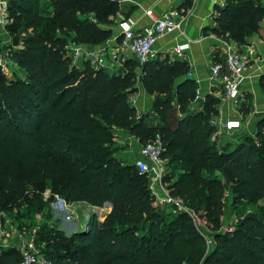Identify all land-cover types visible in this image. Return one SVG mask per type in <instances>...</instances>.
Masks as SVG:
<instances>
[{"label":"trees","instance_id":"obj_1","mask_svg":"<svg viewBox=\"0 0 264 264\" xmlns=\"http://www.w3.org/2000/svg\"><path fill=\"white\" fill-rule=\"evenodd\" d=\"M6 1V30L21 45L7 46L8 53L27 76L9 81L0 70V216L23 202L28 212L50 207L54 195L96 208L110 203L105 218H92L82 231L66 235L52 221L24 232L53 264H264V211L216 231L224 191L218 171L235 198L264 197V117L258 122L260 146L250 140L245 153L237 154L242 146L223 147L212 139L217 129L210 119L219 115L220 100L207 94L198 102L187 61L165 56L140 65L130 56L113 73L90 62L70 67L68 43L97 47L113 36L110 24L119 14L126 19L118 0H46L48 14L41 12V0ZM222 1L214 6L212 33L240 42L259 29L264 7L253 0ZM192 5L185 0L177 11L183 15ZM214 55L212 63L223 60L221 52ZM140 89L165 97L156 100L165 105L161 123L149 124L129 101ZM245 100L244 94L242 114ZM115 130L143 145L160 138L167 167L179 172L173 181L163 176L164 182L188 211L165 215L158 209L147 175L115 157ZM59 175L63 182L51 185L55 192L46 196L38 188L25 195L28 186ZM193 215L214 231L213 246ZM21 259L15 246L0 248V264Z\"/></svg>","mask_w":264,"mask_h":264},{"label":"crops","instance_id":"obj_2","mask_svg":"<svg viewBox=\"0 0 264 264\" xmlns=\"http://www.w3.org/2000/svg\"><path fill=\"white\" fill-rule=\"evenodd\" d=\"M184 1L185 0H132L131 3L121 7V12L127 14L125 20H132L135 29L140 31L151 22L150 17L146 15V10L152 9L154 14L160 15L170 10H177V7ZM253 1L264 7V0ZM4 2H6L7 6L6 0H0V52L8 51L7 46H9V41L12 39L6 30L8 19L7 7L4 11ZM221 2L222 0H193L192 7L181 15L182 22L180 29L165 34L155 42L153 45V59L169 56L171 59L187 61L190 65L192 76L196 79L198 93L202 97L211 94L219 98V116L222 120H225L227 118L238 117L242 112L240 111V105L236 106L230 101H224L222 99L221 85L217 80H213L209 77V67L213 62L212 58L215 56L214 54L218 51L220 52L224 41H228L211 32V29L216 27L214 21V6ZM123 20L124 17L121 14L115 18L116 26L113 30V36L103 44L107 47V50H109L108 55L110 54L112 56L113 54L118 56L121 54H129L115 39L120 35V27ZM229 42L234 41L232 40ZM182 43L187 44L188 47L180 55H176L173 52V48L175 45ZM234 43L237 46L238 52L246 61V68L241 79L240 87L246 96L243 105H245L244 108L247 109V113L243 112L242 115L246 116V120L249 124H252L253 118H256L259 114L258 112H261L264 116V92L262 89V83L264 82V18L260 22L259 29L256 32L243 36L240 42ZM97 48H100V46H82L83 50ZM81 57L83 56L77 57L73 61V65L80 67L77 65V61L79 62L78 59ZM83 60L86 61L85 57ZM218 60L221 61L219 58ZM84 61L82 64H84ZM113 62V65H118V62ZM193 106L197 107V103H194ZM128 142L131 145L128 146L125 151L116 152L115 157L123 163L131 164L137 155L138 148L133 140L130 139ZM79 203L80 202L72 203V206ZM104 205L107 206L108 209L106 212L107 215L111 210V204L108 203ZM106 215H104L103 219ZM59 228L63 231L64 228L72 230L71 233L79 231L77 229L78 225L76 224L66 227L60 225ZM14 237L15 236H12L10 238L13 242L15 241Z\"/></svg>","mask_w":264,"mask_h":264},{"label":"rangeland","instance_id":"obj_3","mask_svg":"<svg viewBox=\"0 0 264 264\" xmlns=\"http://www.w3.org/2000/svg\"><path fill=\"white\" fill-rule=\"evenodd\" d=\"M40 10L43 14H48L51 12V7L49 6V3L46 0H41ZM113 27V30L115 29L116 23L113 21V23L110 24ZM28 37L29 33L26 35L24 34L22 37ZM112 38V37H111ZM110 38V39H111ZM109 39V40H110ZM107 42V41H106ZM9 45H12V39L9 41ZM105 43V42H104ZM103 43V44H104ZM99 45L100 48L104 50L106 53L105 60L106 64L109 65V67H104L107 69L110 73L118 72L122 67V62L125 58L129 57V54H121V55H113L112 56L108 52L107 47L105 45ZM21 45L13 46V50H16L15 48H19ZM84 57L79 58V62L77 61V65L80 66L78 68H82L86 62H90L91 66L96 67V64L86 60H83ZM13 60V59H12ZM84 61V64H82ZM113 61L118 62V65H113ZM73 60H71L70 67L73 65ZM97 68V67H96ZM4 75L6 76L7 80H17L20 78H26L27 71L25 67L21 66L18 62L13 60V63L9 69H6L4 72ZM163 95H147L144 93L141 89L137 92L129 95V101L131 104L136 108L137 113L141 116H144L147 122L151 125H156L161 123L162 116L160 115V111L164 108L165 105L161 104V100H163ZM161 98V100L157 101V98ZM168 105H166L167 107ZM180 114V113H179ZM263 114L257 115L256 118L254 117L252 124H249L246 120V116L238 115V118L242 120V129L241 130H234L229 132L224 131H218L217 133L212 134V139L216 141L217 144L220 146H226L227 144H230L231 148L240 147L239 149H236L237 154L243 152L245 153L247 144L250 143V140H255L257 146H260V140H259V132L260 128L258 127V122L263 118ZM133 140V142L137 145L138 150L143 145L140 143L135 137L130 135L126 131H114V135L112 137V143L114 144L116 149H120V151H125L128 146L131 144L128 142V140ZM246 147V148H245ZM239 150V151H238ZM167 172L165 173L164 177L166 178L168 176L171 177V180H175L179 174V172L174 169L172 166L167 167ZM217 177L221 180V182L224 185V191H223V211L220 216L219 225L216 231L223 232V231H229L232 227H234L241 219V216L245 215H258L261 214L264 211V197H258V198H252L248 200H241L238 198H235L232 187L230 183L226 182L223 178L222 172L218 171L216 173ZM164 177L162 178V194H168L169 197L172 199L171 202L164 203L162 205H157L154 201L155 205L158 207L160 211H162L165 215L168 214H177L178 212H181L186 207L177 199H175L173 196L170 195V191L167 188L168 183L164 182ZM62 184L63 177L61 175L57 176L54 180L52 179H46L43 183L36 185V187L28 186L25 191V195L31 194V192L38 191V188L43 189L45 192H55L52 189V184ZM42 191V192H43ZM76 209V214L73 216V220L70 222H64L63 220V214L62 213H55L51 210L48 205H43L40 208H37L35 211L28 212L26 210V205L24 202L19 206V208L15 209L11 214H5L2 213L0 216V220L2 223V228L5 231L4 239L9 242V245L16 246V234L23 235L24 232H28L31 228H38L42 224L45 223H51L52 221H56L58 225L62 227L66 226H72V225H78V230L82 231V229L86 228V224H88L89 220H92V218L96 222H100L104 215H106V212L108 211L107 206H103L98 208L91 207L85 203H79L74 206ZM188 211V210H187ZM55 213V214H54ZM194 223L197 229L205 236L206 240L209 243V246H213V239L212 234L213 230L210 229L206 225L205 222H203L200 218L193 215ZM74 230V229H73ZM72 230H68L67 228H64V233L66 235H70ZM12 236H15L14 242L10 239ZM28 236L27 234L23 235V237ZM26 238V237H25ZM34 247L38 248V246L34 243L33 239L32 242ZM82 260V259H81ZM78 264H83L78 263Z\"/></svg>","mask_w":264,"mask_h":264},{"label":"built area","instance_id":"obj_4","mask_svg":"<svg viewBox=\"0 0 264 264\" xmlns=\"http://www.w3.org/2000/svg\"><path fill=\"white\" fill-rule=\"evenodd\" d=\"M121 6L127 5L132 0H118ZM4 11L6 9V2H4ZM223 5V1L220 3ZM146 15L150 17L151 22L142 30L135 29L132 20H123L121 23L120 35H122L119 43L131 57H134L137 62L142 65L154 56L153 45L155 42L165 34L172 33L179 30L181 27V15L177 10H170L166 13L156 15L152 9L146 10ZM116 39V38H115ZM187 44H177L173 48L176 55H180L186 48ZM223 54V60L212 63L209 67V77L217 80L222 88V99L230 101L234 105H240L244 93L240 87L241 79L246 68V61L238 52L237 46L234 42L224 41L223 47L220 49ZM65 55L75 60L79 56L85 57L96 64L97 68L109 67L106 64V53L102 48L83 50L82 46L68 43L65 49ZM13 63L8 51L0 52V70L4 72L9 69ZM187 76L193 77L191 71ZM201 96L198 91L196 97ZM202 97V96H201ZM203 98V97H202ZM210 125L218 131H234L242 129V120L238 117L227 118L222 120L219 115L213 116L210 119ZM114 135V134H113ZM162 143L157 136L153 141L148 142L140 147L132 165L135 166L139 174L147 175L148 186L154 196L157 205H162L171 202L172 199L168 194H162V177L167 172V163L162 158ZM49 193L45 192L47 196ZM50 208L55 213H62L63 220L70 222L76 214V209L72 204L67 203L62 197L54 195L53 201L50 203ZM186 209V208H185ZM187 211V210H183ZM54 213V214H55ZM86 224V228L89 226ZM84 230V229H83ZM24 233L23 235H25ZM5 231L2 228L0 220V248L10 246L9 242L4 239ZM18 233L15 235V246L20 252L22 259L19 264H53L50 260L44 257L41 251L34 247L32 242V234L23 237Z\"/></svg>","mask_w":264,"mask_h":264},{"label":"water","instance_id":"obj_5","mask_svg":"<svg viewBox=\"0 0 264 264\" xmlns=\"http://www.w3.org/2000/svg\"><path fill=\"white\" fill-rule=\"evenodd\" d=\"M12 44H13V46L18 45V37H12ZM197 100H198V102H200L202 100V97L201 96L197 97ZM258 113H259L258 115L261 114V112H258ZM105 204H108V203H105Z\"/></svg>","mask_w":264,"mask_h":264}]
</instances>
